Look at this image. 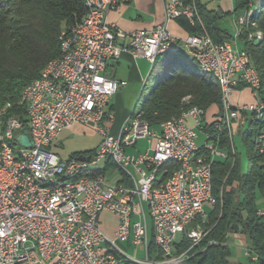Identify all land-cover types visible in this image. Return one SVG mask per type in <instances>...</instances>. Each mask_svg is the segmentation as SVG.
<instances>
[{"label": "built area", "instance_id": "1", "mask_svg": "<svg viewBox=\"0 0 264 264\" xmlns=\"http://www.w3.org/2000/svg\"><path fill=\"white\" fill-rule=\"evenodd\" d=\"M93 1L96 14L86 23L77 21L75 28L67 27L64 33L67 59L54 64L48 76L31 80L28 95L22 98L23 103L31 101L26 121L18 116L0 121V126L9 125L11 142L17 146V154L2 155L0 161V264H195L191 258L207 233L205 205L215 206L213 161L227 156L220 136L204 129L202 108L191 109L179 121L161 123L159 128L144 123L142 117L134 126H126L125 120L120 134L113 136L110 102L125 83L108 76L106 70L109 61L124 52L151 62L162 48L178 41L168 23L186 17L195 24L197 8L194 2L190 6L184 0H164V23L127 33L109 22L108 15L131 0ZM248 15L246 9L238 17L234 41L216 42L208 33L199 32L179 38L176 45L209 62L211 69H219L226 77V99L241 127L257 109L249 52L236 43L248 26ZM242 84L255 100L234 105L230 96ZM88 123L104 135L95 153H80L89 159H80V154L64 159L51 150L65 129ZM198 128L207 133L202 146L197 144ZM214 128L222 129L219 119ZM22 130H28L33 146L17 141ZM140 138H148L151 147L128 152ZM254 142L264 153V129ZM170 156H177L178 164L164 168ZM111 157L123 161L119 174L112 177L117 171L107 174L106 169L76 179L79 164ZM28 168H36L38 179H28ZM44 179L60 180V188H41ZM151 179H158V188H151ZM104 212L119 219L113 236L101 226ZM257 213L264 217V202ZM184 239L189 246L180 250ZM119 241L144 246L146 257L129 256L120 247V255H113L112 246H118ZM246 254L251 255L250 248Z\"/></svg>", "mask_w": 264, "mask_h": 264}, {"label": "trees", "instance_id": "2", "mask_svg": "<svg viewBox=\"0 0 264 264\" xmlns=\"http://www.w3.org/2000/svg\"><path fill=\"white\" fill-rule=\"evenodd\" d=\"M184 1L189 3L192 0ZM195 2L198 12L195 24H191L186 17L176 19L181 21L189 35L205 32L216 42L230 40L229 32L221 25L225 13L210 8L200 0ZM240 8L253 11L251 23L241 33L240 40L244 44L242 48L249 52L250 60L261 76L257 99L264 103V0H235L234 11ZM87 11L84 0H0L2 123L11 116L26 121L27 104L26 101L22 102L26 86L41 74L49 62L60 56L62 30L81 21ZM250 27L259 30L261 36L250 39ZM195 61L184 49L159 54L144 81L132 115L142 117L151 127L159 128L163 121L180 116L193 106L205 111L204 129L217 132L220 146H228V151L224 150L226 157L213 161V186L217 202L205 223L207 233L191 261L195 264H232L228 242L229 236L236 232L234 224H238L239 231L249 236L251 259L256 255V264H264V217L258 215L259 204L256 201L258 194L264 198V153L254 147L255 136L264 129V117L257 121L249 119L240 130L247 145V164L244 167L231 130L223 122L221 130L214 128L215 121H221L223 116L221 84L212 73L203 71ZM152 79H157L153 86ZM149 88L150 91L144 96ZM244 88H247L245 84L238 87L240 90ZM212 106H217L220 112L210 122L206 114ZM78 154L80 152H75L71 157H77ZM110 164L114 163L108 159L105 169L92 172H104ZM183 241L179 245L180 250L189 246L187 240Z\"/></svg>", "mask_w": 264, "mask_h": 264}, {"label": "rangeland", "instance_id": "3", "mask_svg": "<svg viewBox=\"0 0 264 264\" xmlns=\"http://www.w3.org/2000/svg\"><path fill=\"white\" fill-rule=\"evenodd\" d=\"M193 1L195 3V6L197 8V3L195 0H192L191 2H186L190 6H192ZM202 3H207L210 8L217 9L218 11L225 13V16L221 19V25L227 29L229 32V38L230 40L235 39V36L238 32V17L240 15H243L245 12V8H240L237 11L235 10V0H200ZM254 28V27H253ZM250 27L249 32V38L253 39L256 36H260L257 34H260V31L257 29H253ZM186 30V29H185ZM187 31V30H186ZM253 36V37H252ZM240 48L244 46L243 42L239 40L236 42ZM151 66V65H150ZM201 68V67H200ZM113 71V67L109 68L108 74H111ZM144 76L141 78H138L136 80L132 79V72H116L115 79L119 82H124V85H120L118 92L112 97L111 99V105L115 108V118L111 121L110 124V132L113 136H118L121 132V127L125 120H127L129 117L133 118V112L136 109L137 102L139 100V97L143 90V84L148 76L149 72H144ZM157 79L151 80V85L153 86L156 83ZM151 86V87H152ZM151 88L147 89L144 93V96L150 91ZM231 102L234 105L239 104H245V103H251L254 102L255 98L253 96L252 91L249 88H245V90L241 91L240 89L235 90L231 96ZM219 108L217 106H212L207 110L206 118L207 121H213L217 115H219ZM221 115H223V109L221 111ZM234 127L233 126V132L232 136H234V142L236 143L239 155L242 160V163L244 167H246L247 164V145L245 141L243 140L242 134H240V131H238V128L235 130L234 133ZM241 130V129H240ZM104 139V135L100 132H96L94 130V125L91 123L88 124H81L79 126H75L73 128L65 129L60 136L53 142L51 150L58 153L61 158L67 159L70 158L71 155L75 152H86L88 155L91 153H95L101 146ZM207 139V133L205 130L198 128V138H197V144L199 146H202L206 143ZM231 141H233L231 139ZM231 143V148H232ZM149 147H151V142L148 140V138H140L137 140L135 145L129 146L127 151L130 153H139L146 151ZM225 151H228V146L223 147ZM233 150V149H232ZM235 151V150H233ZM107 159H102L100 161H97L96 163H90L89 168L91 170H101L105 169L107 166ZM117 171V172H114ZM114 172V173H113ZM112 174V177L119 174L120 171L117 167H115L114 164H110L107 168V174ZM111 177V178H112ZM236 184V183H234ZM256 201L259 205L263 204L264 198L261 197L260 194L257 195ZM213 207L206 206L205 210L209 214L211 212ZM103 215V222H101V226L103 229L105 226H111L109 224V220H112L113 217L111 213L109 214L104 212ZM108 214V215H107ZM109 216V217H108ZM102 221V220H101ZM109 232V231H108ZM241 231H236L232 233V235H235V237L230 236L229 245L231 250V255L229 259L233 262H238L242 264H256V261H252L250 256L246 254V249L251 247V242L249 239V236ZM111 236H113V232H109ZM149 239L152 240V222L151 217L149 216ZM118 247H120L123 251H125L129 256H134L138 258L144 259L146 257V248L141 245H137L134 242H123L119 241Z\"/></svg>", "mask_w": 264, "mask_h": 264}, {"label": "bare ground", "instance_id": "4", "mask_svg": "<svg viewBox=\"0 0 264 264\" xmlns=\"http://www.w3.org/2000/svg\"><path fill=\"white\" fill-rule=\"evenodd\" d=\"M84 2H85V5H86L88 11H87V14L85 15V17H83V19L81 21H79V23H86V20L88 19L89 16H93L96 14V6H95L94 1L93 0H84ZM252 13H253V11L250 10L249 15H248V25H249V23H251L250 21H251ZM253 24L255 25V23H253ZM75 27H76V23L72 24L68 28H75ZM65 32H66V29L62 30V32L60 34V49H61L60 56L55 58L51 62H49L44 67V69L41 71L40 76H48V74L50 73V70L53 68L54 64H62L63 59H67L68 39H67V37H64ZM257 35L261 36V32H260V34H257ZM180 49H184L190 58L195 59L196 60L195 62H197L199 64V66L201 67V69L203 71L212 73L219 80V82L221 84L222 100H223V116H222V119L220 121V124H222V122L225 123L226 126L228 127V129H230L231 133H232L233 132V126H234V124H236V122L233 118L232 111H230V106H229V103L226 99V96H227V88L225 86L226 85V77H223L222 72L219 69H211L209 62H206L203 59H199V57L195 56L193 54V52H191L190 50H188L186 48H182L180 46H170V47L162 48L160 50V52L157 53L156 57L163 52L178 51ZM244 52H247V51L244 50ZM156 57H154L153 60H151V62H154ZM249 60H250V56H249ZM250 63H251L250 73H251V75H253L255 77V85L257 87V92H258L259 88L261 87V76H260L259 72L257 71V69L253 66L251 60H250ZM30 87H31V82L26 86V88L24 90V98L27 97ZM26 104H27V109H31V101H26ZM256 105H257V109L253 112V115H251V117L249 118L252 121H257V120L262 119V117H264V103L262 101H259L257 99V97H256ZM8 106H10V105H8ZM191 109H201V108L198 106H193V107L187 109L185 112H183L182 115L167 119V120L163 121L162 123L172 124L173 122H177V121H179V119H182L184 116H186V114H190ZM202 112H205V111L202 109ZM139 119H140V117H133V118L129 117L126 120V126H134V123H136L137 120H139ZM143 122L150 125L144 119H143ZM254 147H255V150H258L259 152H261L258 148V143H255ZM7 153L17 154V146L14 142H11V136L9 133V125H5L4 128L2 126H0V161H2V155H7ZM224 153L226 154L225 151H224ZM111 161L114 163L115 167H117L118 169H123V161L121 159H119L118 157H111ZM176 164H178V157L177 156L166 157V159L164 161V168H171V167H174ZM89 165H90V163H82V164L78 165V168L76 170V179H84L85 177L89 176L90 174H97V173L92 172L93 170H91L89 168ZM100 173H102V172H100ZM26 176L28 177V179H38V172L36 171V168L26 169ZM41 188L59 189L60 188V180L44 179L43 181H41ZM151 188H158V179H151ZM216 202H217V198H215V205H216ZM112 254L113 255H120V248L118 246H112Z\"/></svg>", "mask_w": 264, "mask_h": 264}, {"label": "crops", "instance_id": "5", "mask_svg": "<svg viewBox=\"0 0 264 264\" xmlns=\"http://www.w3.org/2000/svg\"><path fill=\"white\" fill-rule=\"evenodd\" d=\"M108 20L109 22L116 24V26H118L127 33H131L138 29H150L156 27L159 24L165 22L164 0H131L128 3L119 6L117 9L112 10L108 15ZM168 28L172 32V34H174L180 39H183L189 35L188 31L185 30L181 21L178 20L170 21L168 23ZM110 67H113V71L111 74H108L107 72H109ZM150 69H151L150 62L145 57L134 58L133 55L130 54L129 52H124L119 58L109 61L106 74L115 79L116 72L119 71L132 72L131 78L136 80L138 78L143 77L145 74L144 72H150ZM242 90L244 91L245 88ZM110 106L114 112L115 108L114 107L112 108V105ZM114 118H115V113H114ZM111 121L109 122V125L111 124ZM79 125L81 124H77L76 126ZM234 126H235L234 133L237 128L238 131L242 129V127L238 126L237 123L234 124ZM104 214L105 213L101 214L100 222H103L102 217ZM111 215L113 216L111 218L112 220H109L108 222L110 225L111 224L112 225L109 227L104 225L105 228L104 230L108 235H110L109 232L111 233L113 232L114 235L119 221L117 216H115L114 214ZM230 236L235 237V235L232 234ZM230 236H229V240H230ZM251 260L254 261L255 259L252 258ZM231 263L242 264L233 261H231Z\"/></svg>", "mask_w": 264, "mask_h": 264}, {"label": "water", "instance_id": "6", "mask_svg": "<svg viewBox=\"0 0 264 264\" xmlns=\"http://www.w3.org/2000/svg\"><path fill=\"white\" fill-rule=\"evenodd\" d=\"M171 32V31H170ZM172 33V32H171ZM172 36L174 37V38H176V40H180L177 36H175L174 34H172ZM178 41H175V42H172V44H170V45H172V46H176V45H179V42ZM157 58V57H156ZM156 60V59H155ZM155 62V61H154ZM154 62H150V65H151V68L153 67V64H154ZM151 70V69H150ZM17 141L20 143V144H22V145H24V146H33V141H32V139H31V137H30V135H29V132H28V130H22V133L19 135V136H17ZM79 158L80 159H82V160H84V159H89V156H85L84 154H80L79 155ZM234 228H235V230L236 231H239V226H238V224H234Z\"/></svg>", "mask_w": 264, "mask_h": 264}]
</instances>
